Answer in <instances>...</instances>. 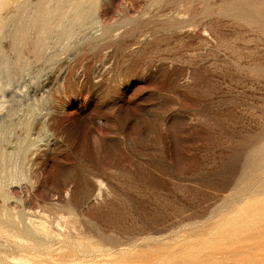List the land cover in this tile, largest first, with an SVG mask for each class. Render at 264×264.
Returning a JSON list of instances; mask_svg holds the SVG:
<instances>
[{"label":"rangeland","instance_id":"1","mask_svg":"<svg viewBox=\"0 0 264 264\" xmlns=\"http://www.w3.org/2000/svg\"><path fill=\"white\" fill-rule=\"evenodd\" d=\"M0 264H264V0H0Z\"/></svg>","mask_w":264,"mask_h":264}]
</instances>
